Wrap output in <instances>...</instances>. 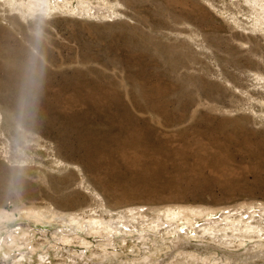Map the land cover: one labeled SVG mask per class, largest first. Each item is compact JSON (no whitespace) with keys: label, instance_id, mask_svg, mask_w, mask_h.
<instances>
[{"label":"rangeland","instance_id":"374dc122","mask_svg":"<svg viewBox=\"0 0 264 264\" xmlns=\"http://www.w3.org/2000/svg\"><path fill=\"white\" fill-rule=\"evenodd\" d=\"M0 264H264V0H0Z\"/></svg>","mask_w":264,"mask_h":264},{"label":"clouds","instance_id":"9594fccd","mask_svg":"<svg viewBox=\"0 0 264 264\" xmlns=\"http://www.w3.org/2000/svg\"><path fill=\"white\" fill-rule=\"evenodd\" d=\"M37 81H38V73L35 70L34 66L30 64L27 73L26 88H28L31 92L34 93L36 89Z\"/></svg>","mask_w":264,"mask_h":264},{"label":"bare ground","instance_id":"6f19581e","mask_svg":"<svg viewBox=\"0 0 264 264\" xmlns=\"http://www.w3.org/2000/svg\"><path fill=\"white\" fill-rule=\"evenodd\" d=\"M233 214H230L229 216H228V214H227V217H231ZM249 228V227H248ZM251 228V227H250ZM255 229V228H254ZM262 229V228H261ZM259 230H260V228H259ZM261 232V231H260ZM260 236V235H259ZM41 257V256H40ZM42 258H43V256H42Z\"/></svg>","mask_w":264,"mask_h":264}]
</instances>
